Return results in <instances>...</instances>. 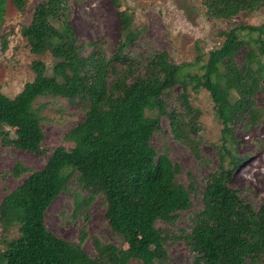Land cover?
Wrapping results in <instances>:
<instances>
[{"label":"trees","instance_id":"trees-1","mask_svg":"<svg viewBox=\"0 0 264 264\" xmlns=\"http://www.w3.org/2000/svg\"><path fill=\"white\" fill-rule=\"evenodd\" d=\"M10 1L21 12L28 2ZM74 1L39 0L21 27L32 53L48 52L55 59L52 73L34 59L33 80L15 96L0 88V142L16 149L44 154L42 117L33 107L37 97H62L83 111V120L64 137L70 146L54 148L40 169L20 162L11 168L15 177L27 174L0 201V264H167L176 239L188 248L192 264H264V203L253 206L231 185L232 170L246 158L237 155L235 128L245 117L264 123V22H233L219 46L206 54L197 47L192 61L176 63L166 50H131L144 29L133 27L125 0H110L119 19L111 53L101 40L79 39L70 23ZM6 2L0 0V30ZM202 3L208 17L226 20L264 7V0ZM194 66L200 74L190 71ZM176 86L180 90L173 95ZM188 86L209 92L222 128L217 168L199 179L188 172L183 183L180 164L152 139L164 117L172 137L202 161L200 110ZM78 190L85 192L81 199ZM61 192L73 194L75 211L101 195L116 242L91 235L89 254L82 248L84 226L77 242L51 232L45 212ZM196 197L201 207L175 231ZM64 252L71 257L65 259Z\"/></svg>","mask_w":264,"mask_h":264},{"label":"rangeland","instance_id":"rangeland-1","mask_svg":"<svg viewBox=\"0 0 264 264\" xmlns=\"http://www.w3.org/2000/svg\"><path fill=\"white\" fill-rule=\"evenodd\" d=\"M39 0H28L26 9L21 12L10 0L6 2L5 22L0 30V88L8 97L15 96L28 81L33 80L34 72L31 62L42 59L46 64L47 74L52 73L55 59L46 52L34 54L30 51L27 40L21 35V27L26 25L30 12ZM132 12L133 27L144 30L131 47L138 53L149 48L166 50L176 63L192 61L199 47L206 54L222 43V32L231 23L245 21L251 24L264 22V7L250 13H239L231 20L210 18L205 13L202 0H125ZM73 14L70 23L79 39L101 40L107 53H111L119 34V19L110 0H78L72 4ZM7 40L6 48H2V40ZM242 57V51L236 56ZM194 75L201 73L198 66L190 69ZM180 86L174 87L176 95ZM189 99L192 105L200 110L199 136L202 161L198 162L189 149L175 140L166 118H162L161 132L152 139L153 144L164 145L170 158L177 161L182 169L178 180L187 183V173L191 172L197 179L217 168L219 164L218 146L221 144L222 124L215 115L214 103L204 88L194 91L188 86ZM33 107L42 117V129L45 141L42 145L44 154H36L28 150L16 149L0 142V201L4 194L16 187L27 173L19 177L11 174L16 162L25 167L40 169L54 148L59 145L70 146L65 140L68 130L83 120L80 107L69 105L62 97L49 95L37 97ZM11 135L13 136V130ZM238 138L236 152L246 157L232 170L231 185L242 192V198L253 206L264 203V123H249L243 118L234 130ZM72 188L75 184L71 182ZM79 199L85 192L78 190ZM201 207L199 198L193 199L191 210L180 214L178 227L188 225L189 214ZM105 205L101 195L95 196L87 206L82 205L75 211L74 196L70 192L59 193L45 212L46 227L67 241L77 242L80 230L85 227L87 236L82 242L85 252L93 253L91 235L99 236L103 241L116 242L104 218ZM84 215L87 217L84 218ZM167 264H192L191 254L181 239H176L168 247ZM65 259L71 253L64 252ZM264 263V260H263Z\"/></svg>","mask_w":264,"mask_h":264}]
</instances>
